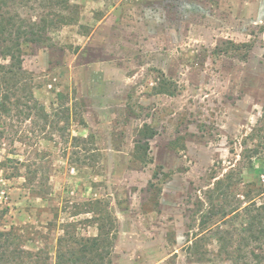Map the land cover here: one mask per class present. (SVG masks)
Returning <instances> with one entry per match:
<instances>
[{
	"label": "rangeland",
	"instance_id": "374dc122",
	"mask_svg": "<svg viewBox=\"0 0 264 264\" xmlns=\"http://www.w3.org/2000/svg\"><path fill=\"white\" fill-rule=\"evenodd\" d=\"M8 5L45 29L22 45L19 93L32 92L51 122L35 135L32 120L14 119L24 141L0 136V230L16 236L1 264H57L65 232L85 239L101 225L111 264H235L199 234L198 204L228 174L236 200L264 185V0ZM252 249L264 243L247 260Z\"/></svg>",
	"mask_w": 264,
	"mask_h": 264
},
{
	"label": "trees",
	"instance_id": "16d2710c",
	"mask_svg": "<svg viewBox=\"0 0 264 264\" xmlns=\"http://www.w3.org/2000/svg\"><path fill=\"white\" fill-rule=\"evenodd\" d=\"M8 2L9 0H0V56H8L11 59L8 65H0L3 71L0 82V136L12 130L19 141H24L27 135L24 131L21 132L20 128H15L14 119L32 120L34 127L32 128L31 124L29 129L35 135L39 130H45L46 123L51 122V115L43 105L37 102L32 92L27 93L26 97H21L19 93L23 89L20 87L21 83L26 80L20 79L24 76L21 65L22 45L26 42H40L44 38L45 29L40 26V22L30 24L23 19L19 22V16L9 15ZM35 118L43 119L45 125L34 120ZM260 125L264 127V105ZM36 126L39 128H35ZM56 126L59 127V125ZM140 130L146 139L155 135V131L147 124ZM72 139L76 141L75 146H77L81 138L73 136ZM148 145V141L142 143L141 140L135 145L137 156L140 154L139 157L143 161L147 158ZM249 151L257 154L258 148L249 149ZM249 165L253 168V163ZM231 178L232 174H228L226 178L217 179L214 185L205 191L204 199L199 201V234L201 237L208 236L217 240L221 252L227 254L235 264H264V253L252 249V258L249 256L248 260L245 254V250L253 244L264 243V185L253 181L252 187L242 194L243 199L236 200L237 196L232 191ZM257 197L263 200H258ZM237 201H241V204H236ZM110 234V230H106V226L102 227V225L99 226L97 235L85 239L76 238L65 232L58 240L57 264H81L83 260L88 259L89 254H95V257L91 258L93 263L96 262L95 264H111L109 255L112 252L114 239ZM14 235L12 230H0V260L6 258L4 256L8 253L7 248L10 243L15 242ZM65 243L69 244L66 249H64ZM76 243L79 247L75 246ZM19 252H23L29 259L37 255L23 249ZM12 253L18 252L15 250ZM105 257L108 258L106 262ZM96 259H100V262L97 263ZM1 263L3 262L0 261Z\"/></svg>",
	"mask_w": 264,
	"mask_h": 264
}]
</instances>
